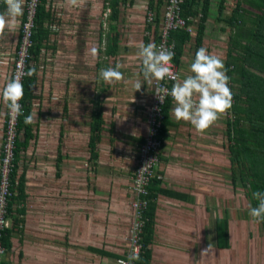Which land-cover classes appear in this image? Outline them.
<instances>
[{"label": "crops", "instance_id": "1", "mask_svg": "<svg viewBox=\"0 0 264 264\" xmlns=\"http://www.w3.org/2000/svg\"><path fill=\"white\" fill-rule=\"evenodd\" d=\"M165 1L127 0L121 6L116 24L109 22L108 9L100 12L105 15L104 19L96 13L91 15L95 4L92 3L88 24H82L81 28L82 32L85 29L89 32L79 37L82 32L77 35L76 31L77 51L68 54L78 58L61 67L66 80L60 86L54 84V93L60 96L55 104L56 119H50L48 110L43 111V170L35 187L29 186L27 168L18 167V174L25 175V199L20 204L24 215L20 230L10 237L11 247L9 251L5 249L3 263L121 264L124 261L132 219L131 177L146 133L145 112L153 93V87L145 84L138 52L149 43L155 45ZM219 2L210 0L204 36L198 47L194 36L199 20L198 17L192 20L193 32L179 59L177 82L192 75L190 65L199 48L220 57L227 31L224 24L216 20ZM234 3V0H224V16H229ZM102 6L103 0L101 9ZM148 10L156 12L153 25L144 22ZM7 14L8 4L3 15ZM22 17L21 14V21ZM76 21V28L72 22L73 34L77 27L80 29L81 22ZM110 24L115 25L118 33L116 53L112 56L106 54ZM54 26L56 36L51 41L55 51H42L36 63L35 92L40 87L38 74L43 68L42 56L58 52L57 40L64 32L59 20L57 27L55 20ZM117 65L124 79L114 84L105 83L101 70ZM137 81L142 84L139 90L135 87ZM36 96L38 99L33 106L35 102L43 104V96ZM174 107L172 100L155 169L157 187L162 193L152 201L149 264H201L203 234L209 229L208 197L212 193L209 185L215 184L221 176L218 171L223 168L225 144L218 147L211 143V138L217 139L220 135L217 131L212 133L207 129L201 134L190 123L177 122L172 112ZM97 113L101 123L100 140L91 149L90 126ZM36 125L37 137L31 141L34 144L41 136L40 125ZM54 129L56 135L52 136ZM29 147L30 144L22 155ZM90 149L96 157L91 156ZM22 160L23 157L20 162ZM35 190L37 194L33 197L30 192ZM214 194L216 200L219 195L221 198L216 190ZM209 232H215V224ZM212 243L216 246V238Z\"/></svg>", "mask_w": 264, "mask_h": 264}, {"label": "trees", "instance_id": "2", "mask_svg": "<svg viewBox=\"0 0 264 264\" xmlns=\"http://www.w3.org/2000/svg\"><path fill=\"white\" fill-rule=\"evenodd\" d=\"M27 1V0H24ZM54 0H38L35 8L33 27L31 29L32 45L28 49L29 58L25 63V76L21 83L24 86V96L20 101L22 114L15 119L14 137L11 144V160L8 164L7 182V219L10 228L6 229L2 237V245L9 251L10 237L14 232L20 230L24 209L20 206L25 199L24 195V173L18 174L21 154L26 151L31 141L37 137V125L35 123L25 124L26 116H32L34 101L38 99L35 94L37 84L36 63L42 51H55L52 38L56 36L55 14L52 3ZM234 7L229 16H224V0H220L217 8V22H222L228 32V40L225 47L224 71L229 78L228 86L232 93L233 103L227 111L232 119L226 120V145L228 152L231 184L239 185L245 196L250 200L251 207H256L258 201L253 198L254 191L264 192V0H234ZM127 0H103L102 10H109L108 20L116 24L120 17L121 6ZM7 0H0V15L4 14ZM210 0H185L181 6V16L187 25H192V19L198 17L194 42L200 46L204 36L205 22L209 13ZM149 9V8H148ZM22 23L25 12L22 13ZM228 29V30H227ZM224 30V31H225ZM19 34L17 47L20 45ZM109 45L107 55H115L118 44V33L115 25H109L107 33ZM191 39V35L179 29L170 33V40L174 43L175 54L172 61L178 65L185 44ZM52 43L50 45L49 43ZM35 73L27 75L30 69ZM11 79L9 80V82ZM8 82V83H9ZM172 100H167L163 107V120L159 138L162 137L167 123V109ZM9 111V106L6 103ZM3 137L7 139V127L9 114L5 115ZM97 113L90 126L91 149L100 140L101 123ZM91 151V156L96 157ZM1 164L5 153H0ZM94 159V158H93ZM1 178V174H0ZM159 180L154 178L150 184V199L153 201L158 193L162 191L157 187ZM163 193H166L163 191ZM149 223L146 224L142 234V244L145 247L138 264H149L150 250L148 249L153 234V202L147 211ZM264 227V222H260ZM216 245L220 249L229 248L228 219L226 216L215 221ZM2 264H5L2 262Z\"/></svg>", "mask_w": 264, "mask_h": 264}, {"label": "rangeland", "instance_id": "3", "mask_svg": "<svg viewBox=\"0 0 264 264\" xmlns=\"http://www.w3.org/2000/svg\"><path fill=\"white\" fill-rule=\"evenodd\" d=\"M101 1L102 0H77L75 5L71 4L69 0H54L52 3L54 14L56 16V27L59 20L62 25L60 28L61 30L64 29V32L59 34V38L57 40L58 52L54 55L44 53L42 56L43 68L38 74L40 87L37 88L35 93L43 96V104L38 105L37 102H35V105L33 106V122L40 125L39 135L41 136H38L36 144H34V142L30 143V147L28 148L26 154H21L23 160L19 164L20 170L23 167L27 168L26 175L28 177L29 186H36L37 179L40 178V170H43V111L48 110L50 119H56L57 110L55 104L58 102L56 100L59 95L54 93V84H59L58 86H60L61 83L66 80L65 75L62 77L61 67L67 66L69 61L76 60L75 58H78V56L74 58L72 55L68 54H71V51H74L75 49L77 51L78 42L75 38V34L76 31L77 35L80 34L82 32V26L88 24L89 18L91 17L89 15V11L93 2L95 4H93L91 15L96 13L97 16H102L103 19L105 18V15L100 13L102 10ZM23 10L25 12V2L22 5V11ZM126 10L128 11L129 9ZM7 15L8 16H5L6 18L9 17V14ZM77 17L81 22L79 25L80 29L78 30L77 27V30H75V33L73 34L72 22H74V28H76L75 24L78 22L76 21L78 20ZM21 26L22 21L20 20V16H18L15 24H11L10 22V26L5 28L4 35L0 39V153L4 152L6 158L9 160L11 159L9 149L13 133L8 130V139L5 140L3 137L4 123L6 121L5 115L9 113L6 108V102L3 99V91L8 84L12 73L17 52L15 44L17 45ZM87 32H89V30L85 29L79 37L84 36ZM226 34L227 37L225 43H227L228 40V32ZM221 46L222 44L219 47ZM225 47L226 44L223 47V51L221 50L222 53L219 57L223 62ZM47 84L48 87H46ZM11 118H13L12 114ZM228 118L232 119L226 113L209 128V131L212 133L217 131L220 134L217 139L211 138V143L213 145L219 147L223 142L226 145L225 124ZM54 135H56L55 129L52 136ZM38 145L40 147H38ZM224 150L225 157L228 160L224 157L223 168L221 171H218L221 173V176L218 177L215 184L209 185V192L212 193H209L208 197V228L213 229L217 219H221L224 216L227 217L229 250L220 249L217 245H214L216 247L215 248L212 243V241L216 238L215 232H209L208 234V229L206 234H203L201 264H264V227L260 225V222H256L249 215L251 203L245 196V191L238 184L235 186L231 184L228 152L225 148ZM4 171H7V161L3 162V165L0 161L1 175ZM215 190L219 192V194L221 193V198L219 195L217 200L214 194ZM30 194L33 197H36L37 192L35 190L30 192ZM203 229L205 230L204 226ZM207 238L208 244H210L209 248ZM205 250L207 251L204 252ZM5 255L6 253L3 255V259Z\"/></svg>", "mask_w": 264, "mask_h": 264}, {"label": "clouds", "instance_id": "4", "mask_svg": "<svg viewBox=\"0 0 264 264\" xmlns=\"http://www.w3.org/2000/svg\"><path fill=\"white\" fill-rule=\"evenodd\" d=\"M69 2L75 5L77 0H69ZM22 3L23 0H7L9 17L0 15V37L4 35L5 28L10 26V22L15 24L16 18L22 14ZM138 55L142 59L145 84L155 86V95L161 102L164 101L165 96H171L175 103L172 112L177 122L190 123L197 133L202 134L231 108L232 93L228 86L229 78L224 71V63L218 56L210 54L206 48L201 47L196 51L194 61L190 65L192 75L187 76L182 82L174 83L170 91L162 87L160 82L165 77L173 81L178 80L170 70L174 53L157 51L155 45L149 43L141 47ZM119 67L117 65L115 68L102 69L100 75L103 81L108 84L122 81L124 77L118 70ZM34 73L35 69L32 68L27 75L31 76ZM141 86L142 84L137 81L136 90ZM23 96L24 86L20 79L11 80L3 91V99L8 104L13 118L22 114L20 101ZM32 121L30 115L24 119L25 124ZM252 195L258 203L256 207L250 208L249 215L258 223L264 222V192L254 191ZM135 259H138V256L133 252L129 256V262Z\"/></svg>", "mask_w": 264, "mask_h": 264}, {"label": "built area", "instance_id": "5", "mask_svg": "<svg viewBox=\"0 0 264 264\" xmlns=\"http://www.w3.org/2000/svg\"><path fill=\"white\" fill-rule=\"evenodd\" d=\"M37 1L38 0L25 1V18L21 26L20 45L16 49V58L10 76L11 80L20 79L21 81L26 74L25 63L29 58L28 49L32 45L30 37ZM184 1L185 0L165 1L164 7L162 9L161 19L159 21L157 41L155 43V48L157 51H171L175 54L174 43L170 40V33L179 29H183L189 34L193 32V26L187 25L185 19L181 16V6ZM155 18L156 12L153 10H148L145 14L144 22L146 24L153 25L155 24ZM170 70L179 79L180 68L173 61H171ZM177 81H173L168 77H165V79L161 81L160 84L162 87H165L170 91L173 84ZM168 99L172 100L170 95L165 96L163 102L159 101L155 95V86H153L151 102L145 112L146 133L144 140L139 147L137 165L131 177L130 192L133 198L130 202V207L132 211V219L128 229L127 247L124 256L125 259L123 261L128 262V264H138V260L145 250V247L142 244V234L144 227L147 223H149L147 211L150 203L152 202L150 199L149 188L152 180L156 178L155 169L159 163V150L162 146L159 135L163 120V107ZM8 112L10 124L8 121L7 131L9 130L11 133H13L9 149L11 158V144L14 137L13 130L16 117L11 118L10 109ZM10 160L7 159L5 155L2 165L3 162L7 161V171H4L0 178V264H2L3 255L6 251L1 240L4 231L10 228V223L7 219L6 208L7 197L10 196L7 182L8 164ZM133 252H135V254L138 256V259L129 262V256L132 255Z\"/></svg>", "mask_w": 264, "mask_h": 264}]
</instances>
